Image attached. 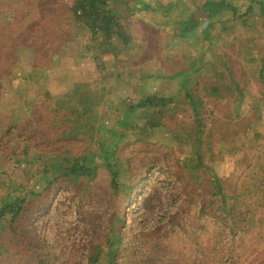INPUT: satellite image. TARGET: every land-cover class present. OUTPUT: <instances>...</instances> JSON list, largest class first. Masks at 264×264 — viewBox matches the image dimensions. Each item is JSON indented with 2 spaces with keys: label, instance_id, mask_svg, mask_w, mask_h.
<instances>
[{
  "label": "rangeland",
  "instance_id": "obj_1",
  "mask_svg": "<svg viewBox=\"0 0 264 264\" xmlns=\"http://www.w3.org/2000/svg\"><path fill=\"white\" fill-rule=\"evenodd\" d=\"M26 1H29L30 6H25L26 11H21L20 9L24 7L23 3H17L15 0H0V46L5 47L6 50V54L0 58V151L2 153L9 152L5 144L10 150L11 145L22 148V142L7 141L13 137V134L15 138L18 134L29 132L44 138L42 127L46 121L45 115L50 109H53L54 114L62 118L67 125L74 123L73 118L68 114L73 99L79 94L88 92V89L97 82L93 55L84 50L81 34L75 33L71 29L72 26L69 27L72 20L68 19L70 30L68 28L57 30L48 25L54 17H57L53 13L54 9L50 13L47 12L49 3L56 5L60 13H69L73 0ZM136 1L144 9L151 7L152 10L154 6L158 8L171 6L177 0ZM208 1L220 0L195 2L202 5ZM132 10L133 14L123 9H120V13L124 22L130 26L136 43L130 50L120 52L122 55L130 51L128 59L123 58V61L117 65V70L122 71L124 76L130 70L135 78H146V82L139 86L131 88L128 85L123 88L125 97L133 103L132 108H138V94L144 89H152L151 93L178 92L180 77L171 81L161 77L176 76L182 70L190 68V71L196 74L199 72V75L191 76V79L197 80L200 85L220 79V70L216 69L213 63L193 65V60H200L202 57L201 52L205 49L202 44L192 46L185 39L172 44L165 32L156 33L152 27L142 22L144 19H139L144 16L139 9ZM167 10L171 11L172 8ZM256 24L257 29L251 34H240L237 40H232L231 43L238 42L235 46L246 52L254 51V57L259 61L264 55V20L259 19ZM242 28L237 26L238 32H241ZM40 29H43L44 38L48 40V44H51L40 49L41 51L28 49L26 46L30 43L26 42V39H29L33 33L37 35ZM136 48L138 50H135ZM149 52L151 58L143 62V58ZM119 58L121 56H115L116 60ZM230 66L232 70L240 71L236 64L231 63ZM247 86L252 89L246 93V96H243V93L233 95L227 102L204 101L203 118L205 117L209 128L214 127V131L212 134L204 135L197 157L192 154L191 149L194 139L193 118L185 119L180 117V114L166 111V128L161 134L162 140L160 139V142L159 139L150 140L151 144L158 147L154 148V153L149 155L147 160L146 155L142 153L136 158L137 160L142 157L138 161L141 165L151 162L153 166L145 169L139 185L135 188L131 203H127L120 214L123 217V228L120 234L121 243L116 254H109L100 240L107 234V222L114 214L110 180L105 170H99L97 178L91 181L75 183L73 180H65L63 186L58 185L48 190L41 203L33 199L30 207L34 208L35 212L29 222L31 227H27L28 231H35L38 238L52 247V254L57 258L56 264H133L136 248H139L143 242L141 234L152 232L157 228H163L160 233L163 246L174 244L171 246L170 256L177 260V264L182 263V259L199 260L200 254L197 249L204 248L206 252L211 251L209 240L212 236L213 241H217L221 235L225 237L226 231L219 229V223L214 217L196 215L198 208L204 204V198H197V195L190 216L199 219L200 224L213 234L211 236L202 234L197 226L194 227L196 223L188 226L184 223L180 228L170 227L169 216L178 206L172 196L174 181L172 170L175 166L179 167L176 172L188 181H200L203 175L208 176L207 181L213 188H226L225 191L231 192L235 186L241 187L242 183L252 181L250 179L252 170L255 171L259 167L264 169V101L258 109L253 108L254 100L260 98V93L264 92V82L246 83L245 87ZM114 96L111 95L110 99ZM240 97L244 98L239 101ZM140 110H137L136 115H132L136 120L143 119L146 114ZM112 111L105 113L103 108H99L101 115L107 114L113 119L120 116L119 112L113 115ZM227 113L236 120L237 132L231 138H226L220 133L223 125L226 126L227 123L219 122V119ZM108 126L104 120L96 125L95 130L100 141L110 134ZM90 127L94 128L93 125ZM50 147L44 144L43 149H48L49 154L59 153L60 150ZM62 149L70 151L69 155L78 153L75 149ZM54 150L56 152H53ZM4 156V159L0 158V165L8 172L12 166L10 160L14 155ZM199 157H202L201 162L205 166L200 170L196 167L200 162ZM172 160L174 166L170 163ZM60 162L61 158L57 157L41 165L43 168L51 169ZM157 165H160L159 169H156ZM19 168L21 171H26L21 184L30 186L34 192L42 188L44 184L40 180L42 173L39 174L37 169L24 164ZM191 169L195 175L189 174ZM10 178L5 176L0 181V199L7 194L2 185L8 179L13 183L18 180L16 177ZM258 186H262V183ZM212 192L215 191L212 189ZM255 198L256 196L250 201ZM196 208L197 210H194ZM182 212L180 211V215ZM166 215H169L168 218ZM215 216L219 214L216 213ZM229 239L222 241V249L217 252L216 257L225 255L227 258L228 255L223 251L233 243V252L240 256L236 264H264V242L248 234L239 236L238 232L234 242ZM10 242L16 252L27 249L23 239L11 237ZM187 248L190 250H185ZM177 252H180L181 256ZM6 262L9 261L3 264H8Z\"/></svg>",
  "mask_w": 264,
  "mask_h": 264
},
{
  "label": "trees",
  "instance_id": "obj_2",
  "mask_svg": "<svg viewBox=\"0 0 264 264\" xmlns=\"http://www.w3.org/2000/svg\"><path fill=\"white\" fill-rule=\"evenodd\" d=\"M15 1L23 3L24 7L20 9L21 11H26L25 6H30L29 1ZM195 1L177 0L171 6L162 8L154 6L151 10V7L144 9L136 0H73L69 13H60L56 5L49 3L47 12L50 13L54 9L53 13L57 15L48 24L49 27L62 30L68 28V19L72 20L69 27L72 26L71 29L75 33L81 34L84 50L93 55L97 82L88 89V92L79 94L73 99L68 114L73 118L74 123L67 125L62 118L54 114L53 109H50L45 115L46 121L42 127L44 138L29 132L18 134L15 138L13 134V139L9 138L7 141L22 142V148L11 145L10 150L5 144L9 152L0 151L2 159L6 154L14 155L10 160L12 166L8 172L0 165V181L5 176L9 179L10 177L18 179L16 183L8 179L2 185L7 194L0 199V264L5 261H9L6 262L8 264H56L57 258L52 254V247L38 238L35 231H28L27 227H31L29 222L35 212L30 204L33 203V199L41 203L48 190L58 185L63 186L65 180H73L75 183L94 180L99 170H105L108 174L114 205V214L107 222V234L100 239L101 245L109 254H116L121 243L120 234L123 228V217L120 214L127 203H131L135 188L139 185L144 171L153 166L151 162L141 165L138 161L142 157L137 160L136 158L142 153L146 155L147 160V157L154 153V148L158 147L151 144L150 140L159 139L158 142L162 140L161 134L166 128V111L180 114L179 116L185 119L193 118L194 139L191 149L192 154L197 157L204 135L212 134L214 131V127L209 128L205 117L203 118L204 101L227 102L233 95L243 93V96H246V93L252 89L245 87L246 83L264 82V55L257 61L254 51L246 52L235 46L238 42L231 43L232 40L236 41L240 34H251L257 29L256 21L264 20V0H220L208 1L202 5H198ZM133 8L143 13V18L139 19L144 21H140L152 27L156 33L165 32L172 44L184 39L192 46L202 44L205 48L204 52H201L202 57L200 60H193V65L213 63L214 67L220 70V79L200 85L197 80L191 79V76L199 75V72L196 74L190 71V68L182 70L176 76L161 77L168 78V81L180 77L178 92L151 93L152 89H144L138 94V108H132L133 103L125 97L123 88L128 85L131 88L139 86L146 82V78H135L130 70L124 76L122 71L117 70V65L123 61V58L128 59L130 53L129 51L120 55V52L130 50L136 43L130 26L124 22L120 13V9L132 13ZM167 8L172 10L169 11ZM237 26L243 27L241 32H238ZM26 40L30 43L26 46L28 49L39 51L51 44H48V40L44 38L43 29H40L37 35L33 33ZM5 51V47L0 46L2 53L0 58L6 54ZM115 56L121 58L116 60ZM150 58L149 52L142 61ZM231 63L236 64L240 71L232 70ZM111 95L115 96L110 99ZM243 98L240 97L239 101ZM263 101L264 92H261L260 98L254 100L253 108L258 109ZM99 108H103L105 113H110L113 109V115L119 112L120 116L113 119L107 114L101 115ZM138 109L146 113L143 119L136 120L133 117ZM102 120L109 125L110 134L100 141L95 129ZM219 122L227 123L220 132L222 136L231 138L236 135V120L230 113L221 117ZM91 125L94 128L90 127ZM35 130L39 131L38 128ZM44 144L60 150L59 153L55 150L53 152L56 153H47L48 149H43ZM62 148L75 149L78 153L69 155L70 151H64ZM57 157L61 158V162L55 167L51 169L42 167L41 163L53 161ZM198 159L200 162L196 167L199 170L204 169L202 157ZM170 163L174 166L173 160ZM23 164L34 167L39 174L42 173L40 180L44 184L37 192H34L30 186L20 183L26 174L25 170L21 171L19 168ZM159 168L160 165H157L156 169ZM178 170L177 166L172 170L174 171L172 196L178 206L170 216L166 215L167 218L169 216L170 227L180 228L184 223L186 226L196 223L194 227L197 226L202 234L209 236L213 234L200 224L199 219L190 216L197 195V198H204V204H201L198 210L194 209L197 210L196 215L214 217L219 223V229L226 231V236L221 235L217 241L211 240L212 236L209 240L211 251L206 252V249L200 245L202 249H197L200 254L199 260L182 259L183 262L180 264H236L240 256L233 252V243L223 251L228 255L227 258L225 255L219 257L216 255L222 249V241L230 238L229 240L234 242L237 239H235L237 232L239 236L248 234L264 242V169L259 167L255 171L252 170L250 172L252 181L242 183L241 187L235 186L231 192L225 191L226 188H213L207 181L208 176L201 175L200 181L184 180L176 172ZM189 174L195 175L193 169ZM259 183H262V186H258ZM212 189L215 192H212ZM254 196L256 198L250 201ZM180 211H183L181 215ZM216 213L219 216L216 217ZM162 230L163 228H157L152 232L141 234L143 242L139 248H136L133 264H177V260L170 256L171 246L174 244L171 243L170 246L165 244L167 245L165 247L160 241ZM11 237L23 239L27 249L16 252L10 244ZM177 253L181 256L180 252Z\"/></svg>",
  "mask_w": 264,
  "mask_h": 264
}]
</instances>
